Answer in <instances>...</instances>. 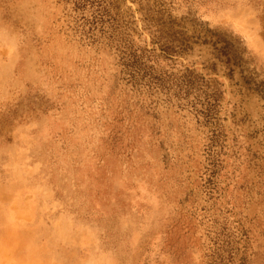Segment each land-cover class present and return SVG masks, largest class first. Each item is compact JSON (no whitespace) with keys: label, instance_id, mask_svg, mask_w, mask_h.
I'll return each mask as SVG.
<instances>
[{"label":"rangeland","instance_id":"374dc122","mask_svg":"<svg viewBox=\"0 0 264 264\" xmlns=\"http://www.w3.org/2000/svg\"><path fill=\"white\" fill-rule=\"evenodd\" d=\"M0 264H264V0H0Z\"/></svg>","mask_w":264,"mask_h":264},{"label":"bare ground","instance_id":"6f19581e","mask_svg":"<svg viewBox=\"0 0 264 264\" xmlns=\"http://www.w3.org/2000/svg\"><path fill=\"white\" fill-rule=\"evenodd\" d=\"M126 226V225H125ZM63 230V229H62ZM58 232V231H57ZM65 233V232H64ZM40 234V233H39ZM60 234V233H59ZM63 238V237H62ZM56 240V239H55ZM57 241V240H56ZM59 241V240H58ZM57 241V242H58ZM51 247H53V246H51ZM59 248V247H58ZM54 249V248H53ZM61 249V248H60ZM56 250V249H55ZM59 250V249H58ZM57 255H58V253H57ZM60 257H62V256H60ZM60 259V258H59ZM62 260V259H61Z\"/></svg>","mask_w":264,"mask_h":264}]
</instances>
